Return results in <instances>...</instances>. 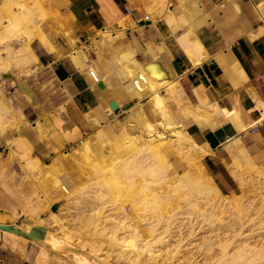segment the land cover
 <instances>
[{
  "label": "bare ground",
  "instance_id": "6f19581e",
  "mask_svg": "<svg viewBox=\"0 0 264 264\" xmlns=\"http://www.w3.org/2000/svg\"><path fill=\"white\" fill-rule=\"evenodd\" d=\"M168 1L170 0H152L148 2V4H153V7L160 11V15L152 22L156 30H158L162 36L163 33L160 29L162 26L165 27L168 35H173L183 49L185 55L192 61L196 70L197 66L207 59L203 46L195 35L196 28L203 24L204 19L198 17L195 10H192L195 15H193L191 11H184L182 0H177L178 6L182 10L180 12L181 15L175 18L169 12ZM24 2L23 0L0 1V78H4L7 74H13L14 77L17 76L16 78H19L21 75H34L40 68L38 65H35L36 59L30 52L26 39L36 33L39 21L45 17V11L37 1H33L30 7ZM184 18L186 19L185 28L180 24L181 20H184ZM38 36L40 37V35ZM45 38L39 39L42 45H44L46 52L55 55L56 50ZM108 46L110 48L111 45L108 44ZM15 48H19L18 51H15ZM77 50L70 52L68 58H70L71 62L79 69L78 71L83 73V70H87L88 75H84L87 76L88 79H92L91 81H93V84L96 85L99 81H102V83L114 81L117 84L116 91L115 89H111L115 91L113 92V96L117 107H119L118 102H121V97L124 92H128V94L133 92L139 99L146 96L149 101V107L147 110H144L142 108L143 106L141 107L139 103L137 105L135 104L136 106H133L134 109L131 107L133 109L132 112L129 109L131 114L128 115L129 112L127 111V115L122 117V125L119 120V124L122 127L118 132L116 131V134L114 133L111 137H104L102 134V136L98 138V145L101 149L99 155L92 154V152L85 147L84 143H79V153L81 157L84 158V161L86 160L88 162L85 161L86 164H89L85 175L86 179L84 180L85 185L89 186V190H92V192L87 195V197L84 196L85 198L83 201L79 199V201H82V206L80 205L76 214H74V218L77 220L85 213L86 216H88V224L93 226V231L95 228L97 232L100 228L102 229V226L104 229L105 226L106 228L109 226V230L113 229L114 231L111 232V236L108 237V235H106L108 239H104L110 243L109 245L116 249L115 251H117L119 257L129 260L134 258L135 261L136 258L141 260V257L144 259L146 257L150 260L154 256L151 257L154 253L152 251L154 248H152L153 242H150L151 239H154L155 230H153V227H156V223L158 224L166 220L168 222V219L172 218L170 212L172 214L174 209L177 208L179 212L180 210L184 212L182 213L184 220L181 218L179 222L181 225L184 223V228H187L184 230H186L187 234L190 232L189 236L192 238L191 239L187 235V237L190 238L187 242L185 240L188 238L186 239V237H184V244L188 243L187 246H191L192 244L195 246L199 240V246L201 243L204 245L207 243L218 247L215 248L218 251L215 250V253L213 252L217 257L213 258L215 255L212 254L213 257L211 256V258L213 260L210 258L208 260L212 261L206 262L205 258L207 256L209 257V254H207L208 252H206V254L203 255L205 257H203L204 261H202L203 259L201 258V262L199 261L200 259L196 260L189 257L188 251L192 250L191 247L193 245L191 247L188 246L191 250H187L189 248L185 245L184 248L187 249L184 251L188 253H184V256H187L184 257V264H264V229L262 228L264 224V164H257L241 142V136L243 134H247L251 128L259 126V124L264 121V111L259 113L258 118L252 121H246L243 112L239 111L241 109H239L238 106L240 105H237L238 103L236 104L238 109L234 108V106L236 107L234 104V106L231 105L233 110L228 111L220 107L216 102H211L206 99L201 100L196 93L198 101L192 104L194 112L193 117H191L193 125L196 130H198L199 136H201V141H199L186 134L185 129L174 121L170 110L162 101V90L173 82L163 77L154 76L153 70L155 69V65L160 64V62L157 63L155 61L158 54L155 48L149 49V58L152 60L150 63L138 62L135 59V50L130 46H126L124 51L120 53H116L112 48L114 51H112L113 55L115 56L110 59L115 58L116 64H113L115 65V69L109 71L110 73L106 76L107 78L97 73L93 63L86 65L84 51H79L80 49ZM32 63H34L33 68L30 67ZM190 72H178L175 69L173 72L174 78L179 81L180 78L190 74ZM239 78L241 79L244 77L242 76ZM88 79L87 81H89ZM108 86L110 87V85ZM144 93L146 94L144 95ZM6 99L8 100V97L4 94V90L0 85V135L3 133L5 134L9 128H17V124L11 119L7 110L5 104ZM90 114L86 115L89 116ZM245 115H247V113ZM89 122L93 124V119L92 121L89 120ZM94 123L98 124V121L94 120ZM225 126L231 128L232 136L228 138L226 136L227 140L222 148H224L225 150H223L227 153V147L231 146L236 155L242 160L239 166L236 164L237 158L228 153V171L234 174L232 176L235 178L236 184H238L237 189L245 193L246 197L248 196L247 204H258V207L252 205L253 208H251L248 207L247 204V206L244 205L243 202V204L238 202L239 200H237V202L231 201V198H228L231 203L229 200L228 203H226L227 199L226 202H224L225 200L222 198V192L216 185L214 179L207 173L202 163V160L204 161L206 157H210L214 154V150L207 143L208 138L214 136L218 130H222ZM99 132L100 131H98V133ZM206 132L207 134H205ZM96 137H98V135ZM24 143L25 141L22 139L18 141L16 143V147H18L17 150L22 148L21 151L23 152L26 145V143L25 145ZM19 151L12 155L17 157L15 159H18V161L24 157L21 156L22 154L20 155ZM172 155H175L177 157L176 159L181 161V163L184 164L185 162L188 166L185 171L179 173L176 171V167L178 166H175V164L180 163H171L169 157ZM51 167L50 170L41 168L34 172L35 176L41 180L43 197L41 199L42 201L34 202L33 200L34 203L30 202L31 204L25 208L24 211H28L33 217L36 216V212L44 209L43 205L47 204L49 207L57 200H68L67 202H69V199L71 200L75 193V190L71 191L72 188L69 190L67 187L68 185L71 187L73 183H66V186V180L63 181V178L59 177L58 171H60L61 168L59 170L58 167H56L58 169L57 171L52 167L56 170L52 171ZM84 168H81V170ZM240 169H243V171L245 170L250 175L248 177L247 175L246 177H242V174H240L242 170L240 171ZM245 173L243 175H245ZM0 177L3 178L0 184L3 187H9L8 192H10V186L8 185H11V183L8 184L9 181L7 178L3 177L2 171L0 172ZM83 182H81V184H83ZM75 187L74 185L73 188ZM78 188L80 190L79 186H77V190ZM87 192L89 193V191H86L85 194H87ZM238 197L240 198V196ZM260 198L262 199V203L260 202ZM211 204L218 205L206 209V206L209 208L208 205L210 206ZM23 206L25 207L26 205ZM36 208L39 209L36 211ZM61 208L62 207H59L57 211H60ZM75 209H77L76 206ZM19 212L22 213L23 210ZM61 218L62 216L59 215V212L50 213L47 217H44L43 220L39 221L38 227L42 228V225H46L47 230L41 240L37 241L40 244L38 245L40 248L33 255V264H71V262L66 260L64 255L67 256L73 249L70 240L74 236L72 235V231L74 232L75 230L71 231V228L67 230L72 234H68L69 232L67 231H63V234L62 232L59 233L58 230L61 226L59 220ZM260 223L262 224L261 226L259 225L258 228V224ZM88 224L86 222V225ZM23 225L25 232H29V230L33 229L26 223ZM110 227H112V229H110ZM137 227L140 228L138 231L136 230ZM196 229L197 232L195 231ZM198 230H200V233H198ZM118 231L121 232L119 233ZM66 232L67 234H65ZM89 233L90 232L86 234L88 235ZM100 234L102 236L100 237L101 240L105 234L101 232ZM94 235L95 234L92 236ZM19 239L27 242L25 238ZM23 241H21L22 246L19 245L21 249H18L20 250L25 246V242ZM153 241L155 242V240ZM160 243H162V241ZM198 245L197 247H199ZM212 245H210L211 251H213ZM46 246H48L49 250H47L48 248ZM154 247L156 248L155 245ZM211 251L209 252L210 255ZM74 254L76 258L79 259L77 260L78 264H94V262H91L87 258L88 253L86 255L87 257L80 254V252ZM159 256L160 255H158V257ZM152 259L155 260L156 258L154 257ZM164 262H162V264Z\"/></svg>",
  "mask_w": 264,
  "mask_h": 264
},
{
  "label": "rangeland",
  "instance_id": "374dc122",
  "mask_svg": "<svg viewBox=\"0 0 264 264\" xmlns=\"http://www.w3.org/2000/svg\"><path fill=\"white\" fill-rule=\"evenodd\" d=\"M23 1H25L24 3L29 7L32 5L33 1H37L39 5L41 6V8L45 11V17L41 21H39L38 28L36 29L37 30L36 33L37 32L38 33L32 34V36H29L26 40H27V46L30 52L34 55L36 59V63L34 62L35 65L38 64V62L42 60L44 61L43 64L46 67H48V65L46 64L48 53L46 52V49L44 45H42V42L39 38L46 37L45 39L49 41L50 45L55 50L56 48L53 46V44L56 43V38H58V36H64L68 39V37L72 33V28L70 26V21L67 18H65V16L63 15V11L66 5L62 2V0H23ZM151 1L152 0H145L147 4L148 2H151ZM150 5L154 6L153 4H150ZM168 8H169V4H168ZM191 12L193 15H195V13L192 10ZM119 23L122 25L120 21ZM38 35H40V37ZM99 35H101L102 38L106 40V42H110L113 40L109 32H106L104 34L100 32ZM95 44L96 46L98 45V43L96 42ZM159 47H160L159 49L155 48L158 51L155 61L157 63L160 62V64L155 65V69L153 70L154 76L163 77L165 79H168V81L173 82L171 85H168L162 90L161 92L162 101L168 107L169 110L171 109L169 107L172 105L171 102L174 104L177 112H170L174 118V121L179 123L182 127L184 125L183 129H185L186 134L188 136H194L197 138L198 131L196 129H193L192 124L190 123L192 122V118L190 114L192 112H189V113L181 112V109L183 107V103L181 100V86L180 84H178L179 81L174 78V73H173L175 70L173 66L174 61L169 55L166 56V60H165L164 58L165 55L163 54L164 55L163 56L160 53V50L164 49L163 44L161 43ZM112 48L113 50L116 51V53H120L124 51L126 46L122 50H119L117 47H112ZM151 48L152 47H149L148 49L146 48L147 50H145L146 60L144 61V63L152 62V60L148 56L150 52L149 49ZM18 49L19 48H15V51H18ZM57 54H58L57 51H55V55H52V56L56 58L58 56ZM84 55H85V59L87 60L85 51H84ZM34 63L30 64V67L33 68ZM164 66H166L168 70L162 69ZM38 72H41V73L40 75H38V77H36ZM38 72H35L34 75H30V76L21 75L19 76V78H16L17 76L14 77L13 74H7L4 78H0V85L2 86V89L4 90V94L8 97V100L7 99L5 100L7 110L10 114L11 119L17 124V128H13V129L9 128L7 129L5 134L3 133L2 135H0V172L1 171L3 172V177L7 178V180L9 181L8 184L11 183V185L7 184L8 186H10V192H8L9 187L7 188L3 187L0 184V239H1V242L3 244H11L13 248H15L23 257L27 258V260H29L31 264H33V261H32L33 255L40 248V246H38L40 244L32 239L25 237L24 234L26 232H25V228L23 224L26 223L32 228L38 227L39 221L43 220L44 217H47L50 213L59 212V215L62 216V218L59 220L60 225H61L60 229L58 230L59 233L62 232L63 234L68 229L70 230V228H71V231L75 230L74 231L75 233L72 231L73 234L67 231L69 232L68 234L74 235L72 239L70 240L71 245L73 246V249L70 253L67 254L68 258L66 255H64L66 260L71 262V264H74V263L78 264L77 260L79 259L76 258V255L74 253H79V252L80 254H83L85 256L88 253L87 255L88 257L87 256L86 257L91 262H94V264H143V263L144 264H162V262L164 261L165 262L163 264H184V257L186 256V255L184 256V253H188V252H189L188 253L189 257H191L192 259L194 258L196 260L200 259L199 261H201V258L203 259L204 257L203 255L206 254V252H208L207 254H209V257L208 256L206 258L204 257L205 261L206 262L212 261L213 260L211 258L212 254L215 255L214 254L215 250L218 251L217 249H215L217 247L216 245L210 244L212 245L211 247L213 250L211 251L210 245L207 243L205 245L201 243V245L199 246L198 245V242L200 243L199 240L197 242V245L199 247H197L196 244H195L196 248L193 244L192 245L194 247L192 245H191L192 247L188 245L189 247H191L192 250L187 246L188 243L184 244V240H185L184 237H186V239L190 237L189 236L190 232L188 231L189 233L187 234L186 230H184V229H187V228H184V223H182V225L180 224L179 222L181 221L180 219L182 218L184 220V216H182V213L184 212H181V210L179 212V209L177 208L174 209L172 214L170 212V215H172L173 219L172 218L168 219L169 220L168 222L167 220L162 221L158 223L159 225L156 223L155 224L156 227H153V230H155L153 240H155V242L150 238L151 239L150 242L151 243L153 242L152 248H154L152 250L154 253L151 255V257L154 255L152 258L155 257L156 261L152 258L149 260L146 257L145 259L141 257L140 258L141 260H138L139 258L138 259L136 258V261L134 260V258L131 259L133 260L131 261L129 259L119 257L117 255V251H115L116 249L113 248L111 245H109L110 243L106 241V239H108L106 235L110 237L111 232L114 231L112 227H110V229L112 230H109V226L107 228L105 226V229L102 226V229L100 228L96 232L95 228L93 231V226L88 224L89 222L88 216H86L85 213L84 215H81L77 220L74 218L75 217L74 214H76V211L79 209L80 205L82 204V201L85 198L84 196L87 197V195H89L92 192V190H89L90 187L85 185L84 180L86 179L85 175L87 173L89 164H86L87 161L85 160L86 161L85 162L84 158L81 157L79 153V149H80V147H78L79 143L80 144L84 143L85 147L90 152H92V154L99 155L101 149L98 145V138H100L102 134L104 137H107V136L111 137L114 133L116 134L122 127L120 126V124L122 125V122H121L122 117L127 115L128 112H129L128 115L131 114L130 111L132 112V110L134 109L133 106L135 104L137 105L138 103L141 107L143 106L142 108L144 110H147L149 107V101L146 96H143L139 99V97H137L133 92L129 94L128 92H124L121 97V102L120 101L118 102L119 107H117L115 102H113L114 101L113 92L116 91L117 84L114 81H110L108 83L107 82L102 83L99 81L95 85L93 84V81H91L92 79L90 80L88 79L87 76H85L87 74V70L85 69L83 70V74H85L84 75L85 78H87L90 81V82L87 81L89 84L87 83L88 86L86 90L89 96L95 97L93 99V102L95 103V107L89 110V112H80L75 107L73 106L71 107V105H69V103L66 102V100H63V95H59V93L57 92L56 89H54V86L50 83V81H47L49 77H47L48 70H45V67L40 68V71ZM99 83L103 84L104 86L103 89L98 88ZM108 85H110V87ZM182 87L184 88V85ZM9 88L11 90H8ZM111 89H115V91ZM66 92L68 94V101H70L72 99V93L68 91ZM103 93L105 95H102ZM145 94L146 93H144V95ZM86 114H90V115L88 116ZM177 114L179 116H177ZM179 117H181L182 120L185 121V123L180 122L182 120ZM88 119L90 121H92L93 119V124L92 122H89ZM94 120H97L98 124H95ZM119 120L121 122L120 124H119ZM98 131L100 132L98 133ZM97 135L98 137H96ZM21 139L25 141L26 145L25 143L24 145L27 148L26 149L24 147L23 152L21 151L22 148H19L20 150L19 151L17 150L18 147H16L17 146L16 143L20 141ZM220 148L221 147H212V149L214 150V154H212L210 157L205 158L204 161L202 160V163L207 173H209V175L214 179L216 185L219 187L220 191L222 192L223 194L222 198L225 200L224 202H226V199H227L226 203H228V200L231 198V201L233 200L237 202V200H239L238 202H241V203L243 202L244 205H246L248 196L246 197L245 193H243L240 189L239 190L237 189L238 184H236V180L232 176L234 174H232L231 171H228L229 170L228 169L229 166H227L229 165L228 153H230L231 156L233 155L235 158H237L236 164L239 165V163H241L242 160L238 155H236L235 151L233 150L231 146H228V148L226 149V151H228L227 154ZM17 151L20 152V155L22 154L21 155L22 157L24 156L23 159H19V161L18 159H15L17 157L12 156L13 153L15 154L17 153ZM176 158L177 157L175 155H172L169 157V160L171 163L173 162L180 163V164H177V163L175 164V166H178L176 167V171L178 173L181 171H185V169L188 166L185 164V162L183 164L181 163V161H179ZM83 164L84 165L86 164V165L84 166ZM51 166L54 167L57 171L58 169L60 170L61 168V170L58 171L60 175L59 177L63 178L62 179L63 181L66 180L65 182L66 186L68 183L70 184L73 183L71 184V187H69L70 185H68L67 187L69 190L72 188L71 191L75 190V193L72 196V198L73 197L74 198L73 199L71 198V200L69 199V202H67L68 200L66 201L57 200L56 202L51 204V206L49 207L47 204H45L43 205L44 209L42 211L36 212V216L33 217V215L31 216L28 211H24V210L27 206H29V204L42 201L41 199L43 197V193L41 191L42 190L41 180L35 176L34 172L41 168L50 170ZM52 167H51V170L52 171L55 170ZM56 167H58V169ZM81 168H84V169L81 170ZM241 170L243 171V169H240V171ZM242 171L240 172V174H242V177H246V175L248 177L250 175L245 170L243 172ZM244 173L245 175H243ZM2 180L3 178L0 177V183H2ZM81 182H83V184H81ZM74 185L76 186L75 188H73ZM77 186L80 187V190L79 188L77 190ZM85 190L89 191V193L87 192V194H85L86 193ZM79 192H82V193H79ZM11 193L13 194V196ZM238 196H240L241 199ZM79 199H81L82 201L81 200L79 201ZM231 201L229 200L230 203ZM261 201L262 199L260 200V202ZM23 205H26V206L24 207ZM217 205L218 204H215V205L211 204L210 206L208 205L209 208H207L206 206V209H210L211 206L215 207ZM247 205L248 207L253 208L252 205L254 204H247ZM257 205L258 204L254 206L256 207ZM75 206L77 209H75ZM57 207L58 208L62 207V208L60 209V211H57L58 210ZM38 209L36 208V211ZM74 210H75V213H74ZM19 211H21L22 213H20ZM175 219H177L178 221ZM86 222L88 225H86ZM261 224L262 223L258 224V228H259V225L261 226ZM263 226L264 224L262 225V228L264 229ZM42 228L43 229L45 228L44 229L45 231L47 230L46 225H42ZM175 228H177L178 230ZM139 229L140 228L138 227L136 228L137 231ZM195 231L197 232V229ZM199 231L200 230H198V233H200ZM67 232L65 234H67ZM88 232L90 233L87 235L86 233ZM100 232L105 234V235L103 234L104 236H103V239L101 240H100V237L102 236ZM118 232L120 233L121 231H118ZM92 233L95 235L92 236L93 235ZM6 235L12 238L16 242V244L13 245L11 240H6L5 239ZM158 235H159V238H158ZM19 238H25L27 239V242ZM190 238H188L185 241L188 242ZM156 240H157V243H156ZM18 241L19 242L23 241L25 242V244H30V248H28L27 254H26L25 246L23 247L24 249L22 248V250H20L21 249L19 246L20 243L18 244ZM159 241L160 242L162 241V243H160ZM17 244L19 247L17 246ZM154 245L156 246V248L154 247ZM185 245L189 249L184 248ZM46 247L48 248V246ZM46 247H43V248L47 249ZM186 249L191 250L192 253L191 251H188V252L184 251ZM47 250H49V248ZM209 250L211 251V255L209 253L210 252ZM158 255H160L161 257L160 256L158 257ZM217 255H218V252H217ZM93 256L97 258H94ZM215 257L217 256L215 255L213 258ZM69 258H72L73 260ZM210 258L212 260L209 261L208 259ZM70 260H72L73 262ZM126 260L128 261V263ZM202 261H204V259Z\"/></svg>",
  "mask_w": 264,
  "mask_h": 264
},
{
  "label": "crops",
  "instance_id": "0c3cea01",
  "mask_svg": "<svg viewBox=\"0 0 264 264\" xmlns=\"http://www.w3.org/2000/svg\"><path fill=\"white\" fill-rule=\"evenodd\" d=\"M62 2L66 5L63 15L70 21L72 33L68 39L64 36L56 38L53 46L59 59L48 54L46 60L48 67L42 60L36 65L48 70L47 81H50L59 95H63V100L78 111L89 112L95 107V103L94 97L89 96L86 90L87 79L68 58L70 52L78 48L79 51H85L86 65L93 63L97 73L106 77L109 71L115 69L113 64H116L115 58H112L114 61L110 59L115 56L111 47L122 50L125 46H130L135 50V59L144 63L145 50L149 47L159 49L161 43L164 49L160 50V53L165 55V60L169 55L178 72L191 71L178 82L183 103L181 112H192L193 117L192 104L198 101L197 95L201 100L216 102L228 111L233 110L231 105L238 103L241 109L239 111L243 112L246 121L258 118L259 113L264 111V0H182L184 11L195 10L197 16L204 19L203 24L196 28L195 35L203 46L207 59L201 62L196 70L173 35H168L164 26L160 28L163 36L156 30L152 21L160 15V11L147 4L145 0H62ZM168 2L169 12L178 18L182 9L178 6L177 0ZM185 22V18L180 22L184 28ZM100 32L103 34L109 32L112 42H106L99 35ZM95 42L98 43L97 46ZM108 44L111 45V50ZM162 69L168 70L166 66ZM40 73L38 72L36 77ZM241 75L244 77L241 78L243 80L239 78ZM66 91L72 93L70 101ZM171 104L170 112H177L174 104L172 102ZM237 105L234 106L235 109H238ZM180 122L185 123L184 120ZM190 123L192 128L196 129L193 123ZM199 135L198 132L197 138L189 137L201 141ZM226 136L227 138L232 136L229 126L218 130L214 136L208 138L207 143L210 147H221L223 150ZM241 142L257 164H264V121L259 126L251 128L247 134H243ZM5 239L11 240L13 245L16 244L8 235ZM19 243L22 246L21 242ZM25 247L27 254L30 244H25ZM0 264L31 262L11 244H3L0 239Z\"/></svg>",
  "mask_w": 264,
  "mask_h": 264
},
{
  "label": "water",
  "instance_id": "95a60500",
  "mask_svg": "<svg viewBox=\"0 0 264 264\" xmlns=\"http://www.w3.org/2000/svg\"><path fill=\"white\" fill-rule=\"evenodd\" d=\"M143 23V22H141ZM103 84L99 83L98 88L103 89ZM45 230L41 227H34L33 229L29 230V232H26L24 235L25 237L32 239L34 241H39L44 236Z\"/></svg>",
  "mask_w": 264,
  "mask_h": 264
},
{
  "label": "built area",
  "instance_id": "2783aa9c",
  "mask_svg": "<svg viewBox=\"0 0 264 264\" xmlns=\"http://www.w3.org/2000/svg\"><path fill=\"white\" fill-rule=\"evenodd\" d=\"M8 90H11L10 88Z\"/></svg>",
  "mask_w": 264,
  "mask_h": 264
}]
</instances>
